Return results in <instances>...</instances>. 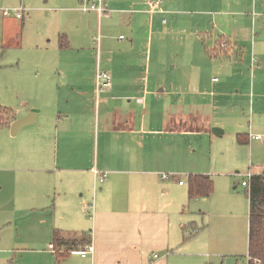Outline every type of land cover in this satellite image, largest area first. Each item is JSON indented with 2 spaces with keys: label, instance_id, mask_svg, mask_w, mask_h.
<instances>
[{
  "label": "crops",
  "instance_id": "1",
  "mask_svg": "<svg viewBox=\"0 0 264 264\" xmlns=\"http://www.w3.org/2000/svg\"><path fill=\"white\" fill-rule=\"evenodd\" d=\"M87 2L0 11V47L35 53L37 70L16 110L0 104L12 109L0 120V262L19 253L16 264H203L206 249L234 239L212 211L241 225L232 163L249 153L264 175V138H250L264 133V0H105L108 16ZM35 11L47 29L32 40ZM98 71L112 77L100 93ZM198 174L214 193L190 199ZM192 204L201 219L187 214ZM86 243L94 251L83 257Z\"/></svg>",
  "mask_w": 264,
  "mask_h": 264
},
{
  "label": "rangeland",
  "instance_id": "2",
  "mask_svg": "<svg viewBox=\"0 0 264 264\" xmlns=\"http://www.w3.org/2000/svg\"><path fill=\"white\" fill-rule=\"evenodd\" d=\"M43 2V0H0V8H28L31 6H38ZM35 15L33 16L31 22L27 24L25 29V36L29 35L32 40H34L35 35H38L39 27H45L44 32L47 29L46 15L39 14L36 11L33 12ZM13 14V13H11ZM23 14V11H22ZM0 15L1 12H0ZM27 13L25 14L24 23L27 21ZM15 23L11 21L9 27L6 29V33L10 31H14ZM24 28L22 29V32ZM0 55L1 58L4 59V64H8L7 67L0 68V104L7 107L15 108V110L19 107L22 101L26 100V96L29 95L27 90H25L28 84V78L35 77L36 66H33V62L36 61V57L34 56L35 53L23 50V48H6L0 47ZM34 59V60H33ZM42 75V71H41ZM22 80V82H21ZM11 92V95H8V92ZM258 108V107H257ZM256 108V109H257ZM263 110V109H262ZM261 110V111H262ZM259 115V120H260ZM264 135V133H262ZM239 143V142H238ZM241 144L243 146L244 144ZM217 149V148H216ZM256 158L258 162H264V152L261 149H256L255 151ZM246 156V155H245ZM243 158V159H242ZM239 160V167L235 168L234 164L232 163V168L230 171V175H232L229 179L231 180V191L237 195L240 194L241 203L244 204L239 208L238 212V219L241 225L239 229H237L236 219L231 214L232 211H225L223 213L220 212V207L216 208L212 211L211 220L219 223L221 229V235L229 237V239H233V241L224 242V243H215L212 249H206L207 256H205V262L203 264H247L248 260V250H249V239H248V230L247 225H249V199L247 195V191L249 190L248 187L242 185L243 180L245 179L248 172H256L259 171L254 165L256 161L254 158L250 157L248 153L247 157H242ZM245 158V160H244ZM244 160V161H243ZM243 161V162H242ZM239 171V173H237ZM264 169H262L263 173ZM236 187V188H235ZM226 192V191H225ZM225 192H219V196H226ZM214 191L212 192V194ZM211 194V195H212ZM210 195V196H211ZM210 196L204 197L208 198ZM243 197V198H242ZM202 198V197H201ZM191 199V198H190ZM193 199H196L193 198ZM211 201V200H210ZM248 201V202H247ZM213 203V202H212ZM214 204V203H213ZM193 207L190 209L193 213H190V210L187 212L188 215L194 216L195 214L201 219L203 214L200 213L199 208L196 209L192 204ZM209 205V204H208ZM244 209V210H243ZM247 209V210H246ZM198 219V220H199ZM197 220V221H198ZM234 225V226H233ZM245 227V228H244ZM244 229V238L241 240L242 233L237 235V230L241 232ZM10 233H12V227L8 228ZM189 231L187 230V233ZM192 233V232H191ZM236 237V238H235ZM240 241L237 244H232L235 241ZM11 244V243H10ZM234 252V253H232ZM1 258V257H0ZM18 259H20L19 253H12L11 257L9 258V263L5 264H16L18 263ZM5 262H8V259H4ZM2 264V260L0 262Z\"/></svg>",
  "mask_w": 264,
  "mask_h": 264
},
{
  "label": "trees",
  "instance_id": "3",
  "mask_svg": "<svg viewBox=\"0 0 264 264\" xmlns=\"http://www.w3.org/2000/svg\"><path fill=\"white\" fill-rule=\"evenodd\" d=\"M11 113L12 109L0 107V120L3 115H9ZM237 138L240 143H248L247 138L243 134H239ZM188 186L190 198L207 197L214 191L213 180L210 176L204 174L190 175ZM247 195L250 203L247 264H264V175H253ZM64 241L62 232L55 231L54 242L56 245ZM86 241L88 242V240ZM63 256H66V254L58 255V258L60 259Z\"/></svg>",
  "mask_w": 264,
  "mask_h": 264
},
{
  "label": "built area",
  "instance_id": "4",
  "mask_svg": "<svg viewBox=\"0 0 264 264\" xmlns=\"http://www.w3.org/2000/svg\"><path fill=\"white\" fill-rule=\"evenodd\" d=\"M83 8L86 10L96 11V12H98L99 15L108 16L111 13V9L109 8V6L105 2V0H88V2L86 4H84ZM155 9H159V1H152L151 10H155ZM23 10H24L23 8H0V11H2V13L4 15H10L12 12H14L18 18H21L23 16V14H22ZM121 38H123V36H121ZM216 80H217V78H216ZM111 85H112L111 75L106 71H98L96 74V91H97V93H100L106 89H109L111 87ZM250 138H252V139H263L264 135L252 133V134H250ZM95 174H96L98 180L101 182L107 176V173H105V172L102 173V172H99L98 170H95ZM253 175H255V174L252 172H248V174L246 175L245 179L242 182V185L245 187H248V189H249L250 188V182H251ZM163 177L167 178V174H164ZM180 183L183 184L184 181H180ZM51 247H53V245H51ZM93 251H94V246L92 244L91 245L89 244L88 246H86L85 249H81L77 252H79V254H81L84 257V256H87L88 254L92 253ZM154 256L158 257L159 255L155 254Z\"/></svg>",
  "mask_w": 264,
  "mask_h": 264
},
{
  "label": "water",
  "instance_id": "5",
  "mask_svg": "<svg viewBox=\"0 0 264 264\" xmlns=\"http://www.w3.org/2000/svg\"><path fill=\"white\" fill-rule=\"evenodd\" d=\"M32 118H33V115L29 114L25 117H22L14 121L13 126H12L13 134L16 133L18 130H20L21 128H23L24 126L30 124L33 121Z\"/></svg>",
  "mask_w": 264,
  "mask_h": 264
}]
</instances>
